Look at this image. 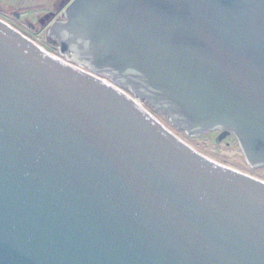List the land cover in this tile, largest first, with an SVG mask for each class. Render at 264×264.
Here are the masks:
<instances>
[{"label":"water","instance_id":"water-1","mask_svg":"<svg viewBox=\"0 0 264 264\" xmlns=\"http://www.w3.org/2000/svg\"><path fill=\"white\" fill-rule=\"evenodd\" d=\"M67 1L46 37L92 74L0 19V264H264V182L122 90L264 168V0Z\"/></svg>","mask_w":264,"mask_h":264},{"label":"rangeland","instance_id":"rangeland-1","mask_svg":"<svg viewBox=\"0 0 264 264\" xmlns=\"http://www.w3.org/2000/svg\"><path fill=\"white\" fill-rule=\"evenodd\" d=\"M61 0H0V19L15 28L29 40L46 52L59 56L58 46L46 37V27L39 20L55 11ZM109 81V79H108ZM131 98L156 118L164 127L172 132L196 152L213 160L264 182V168H250L234 137L223 135L219 131L208 132L197 136H189L174 128L168 118L154 112L144 101L133 96L127 89H122Z\"/></svg>","mask_w":264,"mask_h":264},{"label":"flooded vegetation","instance_id":"flooded-vegetation-1","mask_svg":"<svg viewBox=\"0 0 264 264\" xmlns=\"http://www.w3.org/2000/svg\"><path fill=\"white\" fill-rule=\"evenodd\" d=\"M67 2H68L67 0H61L60 4L56 7L55 11L52 12L54 14V17L50 18L48 21H43L42 24H40V25L48 28L49 24H51L52 21H54L55 19L59 18L60 13L62 11V8H63L64 5H66ZM62 3H63V5H62ZM42 18L39 20V23H41ZM51 42L54 43L53 40H51ZM221 134L225 135L222 132H221ZM228 137H234V136L233 135H229Z\"/></svg>","mask_w":264,"mask_h":264},{"label":"built area","instance_id":"built-area-1","mask_svg":"<svg viewBox=\"0 0 264 264\" xmlns=\"http://www.w3.org/2000/svg\"><path fill=\"white\" fill-rule=\"evenodd\" d=\"M58 58H60L61 60H63V61H65V62H67V63H69V64H71V65H73V66H75V67H77V68H79V69H81V70H83V71H86V72H88V73H91L86 67H83V66H81V65H77V64H75V63H73V62H71V61H68L67 59H65L63 56H61V55H59V56H57ZM92 74V73H91ZM100 78H102V77H100ZM102 79H104V78H102ZM105 81H108L107 79H104ZM109 82V81H108ZM135 100V99H134ZM138 104H139V102L137 101V100H135ZM140 105V104H139ZM141 106V105H140ZM142 107V106H141Z\"/></svg>","mask_w":264,"mask_h":264},{"label":"crops","instance_id":"crops-1","mask_svg":"<svg viewBox=\"0 0 264 264\" xmlns=\"http://www.w3.org/2000/svg\"><path fill=\"white\" fill-rule=\"evenodd\" d=\"M56 1H58V0H56Z\"/></svg>","mask_w":264,"mask_h":264}]
</instances>
